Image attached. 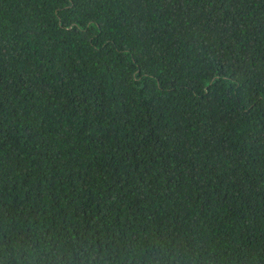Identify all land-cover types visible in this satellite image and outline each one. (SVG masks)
I'll list each match as a JSON object with an SVG mask.
<instances>
[{
    "label": "trees",
    "instance_id": "obj_1",
    "mask_svg": "<svg viewBox=\"0 0 264 264\" xmlns=\"http://www.w3.org/2000/svg\"><path fill=\"white\" fill-rule=\"evenodd\" d=\"M0 264H264V0H0Z\"/></svg>",
    "mask_w": 264,
    "mask_h": 264
}]
</instances>
